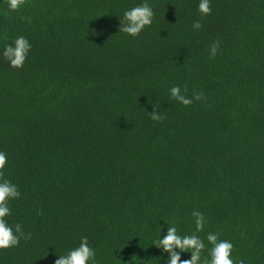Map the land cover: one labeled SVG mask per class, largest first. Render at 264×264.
<instances>
[{"label": "trees", "instance_id": "obj_1", "mask_svg": "<svg viewBox=\"0 0 264 264\" xmlns=\"http://www.w3.org/2000/svg\"><path fill=\"white\" fill-rule=\"evenodd\" d=\"M143 2L0 0V151L21 193L6 219L32 234L0 264H54L82 236L97 264H167L153 241L166 223L195 232L194 209L207 247L219 233L264 264V0H211L202 19L199 0H147L152 25L124 34ZM20 35L32 47L14 69L3 51ZM177 85L206 100L184 107Z\"/></svg>", "mask_w": 264, "mask_h": 264}, {"label": "clouds", "instance_id": "obj_2", "mask_svg": "<svg viewBox=\"0 0 264 264\" xmlns=\"http://www.w3.org/2000/svg\"><path fill=\"white\" fill-rule=\"evenodd\" d=\"M27 3V0H7L10 11H18ZM197 10L200 13L201 19L209 16L212 13L211 0H199ZM155 13L152 6L144 0L123 14L124 23L120 26V31L124 34L137 37L146 28L153 23ZM194 30H199L203 27L200 20H196L192 25ZM29 40L23 36H17L14 45L6 44L3 51V57L9 62V66L14 69L23 68L28 54L31 51ZM220 49V41L215 40L209 45V59L215 58ZM187 85L184 86L183 92L180 86H172L169 89L170 97L179 102L184 107L190 106L194 101L206 100L203 92L194 91L191 97L187 96ZM150 118L156 122H163L165 116L162 115L157 108L149 113ZM8 163L5 152L0 151V250L17 247L21 239L29 241L32 239V234L25 233L22 225L16 223L11 226L6 217L12 215V210L9 206L10 200L20 198V190L17 185L5 178L4 169ZM42 214V213H39ZM194 218L195 232L191 234L181 235L175 223H166L167 229L162 238L153 241V246L168 253L167 264H245L243 259H234L232 253L234 245L229 240H221L219 233L208 232L206 235L207 247L204 239L198 233L205 229L207 218L199 210L194 209L191 212ZM164 226L160 225L162 232ZM161 237V236H160ZM207 248V255H203ZM190 253L189 259H181V253ZM96 251L90 246L87 236H82L78 247L68 251L66 255L58 256L54 264H97L95 259Z\"/></svg>", "mask_w": 264, "mask_h": 264}]
</instances>
